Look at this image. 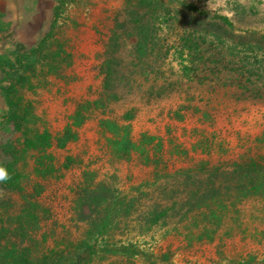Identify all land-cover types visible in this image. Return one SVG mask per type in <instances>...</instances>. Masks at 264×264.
<instances>
[{
    "label": "rangeland",
    "instance_id": "1",
    "mask_svg": "<svg viewBox=\"0 0 264 264\" xmlns=\"http://www.w3.org/2000/svg\"><path fill=\"white\" fill-rule=\"evenodd\" d=\"M10 4L0 0V84L13 83L22 99L18 110L27 111L21 121L6 117L0 90V161H14L20 178V189L0 185L1 245L28 246L40 255L82 238L93 207L85 189L99 184L121 197H135L142 185L146 196L131 215L118 218L121 229L107 238L147 245L153 235L136 226L139 206L169 203L172 190L176 195L191 191L193 179L213 166L264 155V98L240 94L223 80L224 72L222 79L199 82V49L186 48L183 33L199 29V10L227 15L237 29L264 32V0H52L50 8L42 6L20 24L4 14ZM137 21L159 32L165 41L161 52L139 56ZM108 58L114 70L109 89L104 88ZM78 111L83 114L79 123ZM111 123L118 125V135L109 129ZM125 127L135 146L129 158L112 143ZM44 133L45 147L26 145ZM186 197L166 225L180 223ZM235 210V220L225 217L209 244H188L172 230L159 241L155 258L139 247L130 260L97 256L95 261L239 264L245 256L246 264H264V199L246 197Z\"/></svg>",
    "mask_w": 264,
    "mask_h": 264
},
{
    "label": "trees",
    "instance_id": "2",
    "mask_svg": "<svg viewBox=\"0 0 264 264\" xmlns=\"http://www.w3.org/2000/svg\"><path fill=\"white\" fill-rule=\"evenodd\" d=\"M158 11V7L153 10L157 20L160 18ZM199 17L202 18L199 22V29L183 31L185 47L199 49V82L223 78L225 82L226 80L232 82L240 90V94L246 97L264 98V32L251 28L237 29L227 15L217 13L210 15L199 10ZM137 22H139V27L135 29L134 34L137 37L136 46L139 56L144 58L150 51L154 52L156 49L161 52L165 41L161 42L159 32L146 30L142 28L146 24L142 21ZM149 43L151 49L148 47ZM14 65L12 63L10 66ZM105 72L104 88L109 89L114 82L112 58H108L105 62ZM222 72L224 73L221 78ZM0 90L8 106L5 116L21 121L27 109H22L25 112L18 110L21 108L22 101L21 96L17 94L19 93L18 88L13 83L0 84ZM82 119L83 114L78 111L75 120L79 123ZM16 126H19V122ZM108 126L116 135L119 134L117 124L111 123ZM126 128L120 136L112 139V143L116 152L129 158L135 146ZM45 139L47 140V134L44 133L39 141L27 139L25 142L27 146L43 148L47 145L43 144L46 142ZM14 164V161H0V166L5 167L10 176L9 180L0 183L2 187L20 189V178L14 171ZM202 164L205 166L204 162ZM202 164H199V169H202ZM186 177L187 179L192 178L189 175ZM193 181L196 187L190 189L191 191L180 190V194L176 195L172 190L169 203L153 201L152 205L139 206L137 209L139 225L136 226L146 233L152 232L153 235L152 242H148L147 245L140 246L138 241L136 243L130 240L107 238L113 234V231L121 229L118 218L131 215L136 202H142L141 198L143 195L146 196V191H141L142 185L141 188L138 186L140 194H136L135 197L133 195H122L121 197L119 193L111 194L109 187L101 184L94 187L90 185V188L88 186L85 189V196L88 197L86 199L93 207H91L90 215L86 217L91 220L82 238L61 243L56 248L42 252L40 255L32 254L28 246L20 250L16 246L8 248L0 244V262L2 264H103L102 259L109 256H121L130 260L139 254V247L148 249L155 258L157 255L154 251L159 241L171 236H165V233H170L172 230L182 234L188 244L199 241L204 245L209 244L215 239L216 230L225 222V217L229 218L228 221L235 220L233 210L236 211L235 207L238 202L249 196H259L264 199V155L234 161L229 166H213L204 176H199V179H193ZM184 195H187L188 208L183 207L179 211L178 221L180 223L175 221L171 226L166 225L169 214L178 209ZM229 211H231L230 215ZM180 225L182 227H179ZM127 227L126 223L123 229ZM185 227L187 231H183ZM157 228H161V231L153 233ZM167 252L166 250L159 256L164 258ZM97 256L102 258L99 262L95 261ZM238 262L246 264V257H241Z\"/></svg>",
    "mask_w": 264,
    "mask_h": 264
},
{
    "label": "crops",
    "instance_id": "3",
    "mask_svg": "<svg viewBox=\"0 0 264 264\" xmlns=\"http://www.w3.org/2000/svg\"><path fill=\"white\" fill-rule=\"evenodd\" d=\"M11 3L6 10H3L6 17L9 19L21 23V20L27 16H32L38 14L42 10V6L50 4L52 6V0H21L20 3H17L18 0H6ZM3 13L0 12V16Z\"/></svg>",
    "mask_w": 264,
    "mask_h": 264
},
{
    "label": "clouds",
    "instance_id": "4",
    "mask_svg": "<svg viewBox=\"0 0 264 264\" xmlns=\"http://www.w3.org/2000/svg\"><path fill=\"white\" fill-rule=\"evenodd\" d=\"M10 179L7 169L3 166H0V183L6 182Z\"/></svg>",
    "mask_w": 264,
    "mask_h": 264
}]
</instances>
